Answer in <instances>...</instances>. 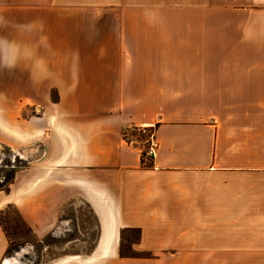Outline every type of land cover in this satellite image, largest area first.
Returning <instances> with one entry per match:
<instances>
[{
  "label": "crops",
  "instance_id": "1",
  "mask_svg": "<svg viewBox=\"0 0 264 264\" xmlns=\"http://www.w3.org/2000/svg\"><path fill=\"white\" fill-rule=\"evenodd\" d=\"M151 9L166 20L0 0V147L26 153L0 211L40 240L87 206L96 235L78 264H264V0ZM151 124L149 161L127 137ZM125 229L152 258L119 256ZM7 248L0 228V261Z\"/></svg>",
  "mask_w": 264,
  "mask_h": 264
},
{
  "label": "rangeland",
  "instance_id": "2",
  "mask_svg": "<svg viewBox=\"0 0 264 264\" xmlns=\"http://www.w3.org/2000/svg\"><path fill=\"white\" fill-rule=\"evenodd\" d=\"M163 1L165 0H96V9L110 6L108 15L111 19L116 18L121 9L125 21H165V11L151 9L161 5ZM151 3L155 6L149 9L139 5ZM102 15V11H96V19L102 20ZM30 113L34 114V111ZM148 136L149 134L136 128L127 138L143 147V152ZM25 154L21 150L12 152L6 147H0V183L8 180L24 165ZM10 207L12 206L4 207L0 214V228L8 241V248L3 253L0 264H78L75 257L87 256L91 250L96 235V223L84 204L75 202L66 205L60 214L57 227L40 240L27 229L16 209ZM136 241L137 234L134 231L124 232L120 240L123 254L130 256L141 253L148 256L144 259L152 258L151 254L133 250L132 246Z\"/></svg>",
  "mask_w": 264,
  "mask_h": 264
},
{
  "label": "built area",
  "instance_id": "3",
  "mask_svg": "<svg viewBox=\"0 0 264 264\" xmlns=\"http://www.w3.org/2000/svg\"><path fill=\"white\" fill-rule=\"evenodd\" d=\"M137 130L149 134L148 140L146 141L147 146L143 150L142 155L150 161L155 157L157 151V143L154 136V125L151 124L137 127Z\"/></svg>",
  "mask_w": 264,
  "mask_h": 264
},
{
  "label": "trees",
  "instance_id": "4",
  "mask_svg": "<svg viewBox=\"0 0 264 264\" xmlns=\"http://www.w3.org/2000/svg\"><path fill=\"white\" fill-rule=\"evenodd\" d=\"M13 177H14V173L10 176V178L8 180H4L2 183H0V191H4V192H7L8 191V186L9 184L12 182L13 180ZM9 207V206H8ZM10 208H13V207H10ZM14 209V208H13ZM2 210L0 211V214H1ZM18 214V212H17ZM19 215V214H18ZM20 217V216H19ZM21 219V218H20ZM22 221V219H21ZM23 222V221H22ZM24 223V222H23ZM25 224V223H24ZM27 229L31 232L30 228L27 227ZM126 231H134L136 234H137V239H138V236H139V233L137 230H133V229H125V230H122L121 232V235H120V238L122 239L123 238V234L124 232ZM7 237V236H6ZM148 254V253H147ZM119 256L120 257H126V258H131V257H134V258H148V256H145V255H142L141 253L138 254V255H124L122 250H119Z\"/></svg>",
  "mask_w": 264,
  "mask_h": 264
}]
</instances>
